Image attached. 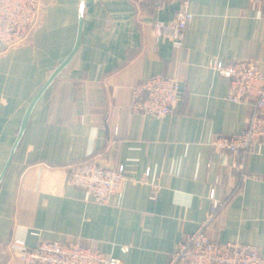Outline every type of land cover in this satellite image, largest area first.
Instances as JSON below:
<instances>
[{"label":"crops","instance_id":"1","mask_svg":"<svg viewBox=\"0 0 264 264\" xmlns=\"http://www.w3.org/2000/svg\"><path fill=\"white\" fill-rule=\"evenodd\" d=\"M45 2L28 43L0 44V264H20L13 241L68 239L94 241L121 264H168L207 220L212 190L208 235L264 256V144L248 154L244 178L232 154L210 146L239 132L250 107L227 100L228 80L210 64L253 58L264 71L260 10L189 0L193 17L175 49L153 24L169 23L178 0ZM156 74L177 76L178 107L163 118L133 113L131 88ZM88 158L137 180L148 174L98 204L68 183V164Z\"/></svg>","mask_w":264,"mask_h":264},{"label":"built area","instance_id":"2","mask_svg":"<svg viewBox=\"0 0 264 264\" xmlns=\"http://www.w3.org/2000/svg\"><path fill=\"white\" fill-rule=\"evenodd\" d=\"M139 1V0H138ZM157 8L172 0H151ZM264 17V0H250ZM45 0H0V44L5 49L25 45L41 22ZM189 0H178L174 18L169 22L153 24L156 37L167 38L175 49H182L185 32L192 20ZM211 68L229 83L227 100L248 103L249 112L243 128L229 135H216L210 142L219 154H232L236 169L244 178L245 160L254 146L264 144V71L253 58L234 62L213 60ZM181 100L180 83L175 75L156 74L131 88L129 106L133 113L153 118H163L175 110ZM68 183L84 191L98 204H113L125 180L143 183L144 178L134 179L133 172L122 164L107 167L95 159L74 161L67 166ZM156 189L153 188L152 194ZM212 205L205 222L191 234H185L168 264H264V256L258 249L240 242H218L207 233L206 225L219 202L210 192ZM20 248V264H121L116 257L106 256L92 241L88 244L79 239L41 241L34 248L23 242L13 241Z\"/></svg>","mask_w":264,"mask_h":264},{"label":"clouds","instance_id":"3","mask_svg":"<svg viewBox=\"0 0 264 264\" xmlns=\"http://www.w3.org/2000/svg\"><path fill=\"white\" fill-rule=\"evenodd\" d=\"M95 136V130H93V137ZM89 145L91 146V141L89 142Z\"/></svg>","mask_w":264,"mask_h":264},{"label":"water","instance_id":"4","mask_svg":"<svg viewBox=\"0 0 264 264\" xmlns=\"http://www.w3.org/2000/svg\"><path fill=\"white\" fill-rule=\"evenodd\" d=\"M15 147V146H14Z\"/></svg>","mask_w":264,"mask_h":264}]
</instances>
